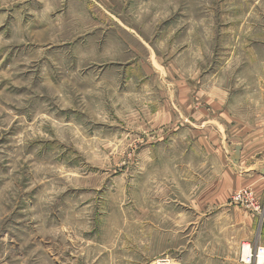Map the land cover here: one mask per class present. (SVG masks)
I'll use <instances>...</instances> for the list:
<instances>
[{
    "label": "rangeland",
    "instance_id": "obj_1",
    "mask_svg": "<svg viewBox=\"0 0 264 264\" xmlns=\"http://www.w3.org/2000/svg\"><path fill=\"white\" fill-rule=\"evenodd\" d=\"M239 1L0 0V264H242L193 208L209 110L259 100Z\"/></svg>",
    "mask_w": 264,
    "mask_h": 264
},
{
    "label": "crops",
    "instance_id": "obj_2",
    "mask_svg": "<svg viewBox=\"0 0 264 264\" xmlns=\"http://www.w3.org/2000/svg\"><path fill=\"white\" fill-rule=\"evenodd\" d=\"M239 4L257 6L255 13L245 16L242 47L254 54L251 60L256 68L254 95L259 100L255 111H251V95L245 99L241 92L238 108L237 96L225 92L223 108L209 110L208 144L210 152L222 163L214 167L207 193L194 200L193 208L197 212L224 215L242 232L243 239L264 246V0H240ZM244 187L253 189L260 211L232 203V194Z\"/></svg>",
    "mask_w": 264,
    "mask_h": 264
},
{
    "label": "built area",
    "instance_id": "obj_3",
    "mask_svg": "<svg viewBox=\"0 0 264 264\" xmlns=\"http://www.w3.org/2000/svg\"><path fill=\"white\" fill-rule=\"evenodd\" d=\"M231 201L241 206H250L260 211V205L255 200L252 188L244 187L233 193ZM239 262L242 264H264V246L244 240L240 244ZM152 264H170L166 259H160Z\"/></svg>",
    "mask_w": 264,
    "mask_h": 264
},
{
    "label": "bare ground",
    "instance_id": "obj_4",
    "mask_svg": "<svg viewBox=\"0 0 264 264\" xmlns=\"http://www.w3.org/2000/svg\"><path fill=\"white\" fill-rule=\"evenodd\" d=\"M169 261H170V260H169ZM170 264H178V263H175V261H173V262L170 261Z\"/></svg>",
    "mask_w": 264,
    "mask_h": 264
}]
</instances>
